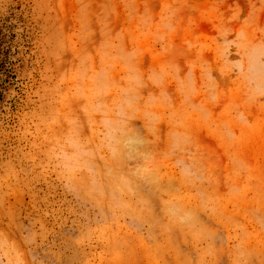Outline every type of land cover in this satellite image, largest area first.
I'll return each mask as SVG.
<instances>
[{
	"label": "rangeland",
	"instance_id": "rangeland-1",
	"mask_svg": "<svg viewBox=\"0 0 264 264\" xmlns=\"http://www.w3.org/2000/svg\"><path fill=\"white\" fill-rule=\"evenodd\" d=\"M0 264H264V0H0Z\"/></svg>",
	"mask_w": 264,
	"mask_h": 264
}]
</instances>
